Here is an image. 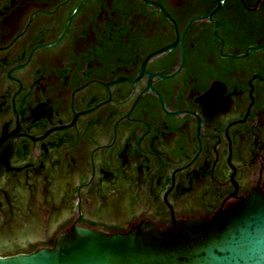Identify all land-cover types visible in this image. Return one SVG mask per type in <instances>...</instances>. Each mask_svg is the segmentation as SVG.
I'll return each instance as SVG.
<instances>
[{
    "label": "flooded vegetation",
    "instance_id": "af4514ba",
    "mask_svg": "<svg viewBox=\"0 0 264 264\" xmlns=\"http://www.w3.org/2000/svg\"><path fill=\"white\" fill-rule=\"evenodd\" d=\"M151 1L0 0V256L264 192V0Z\"/></svg>",
    "mask_w": 264,
    "mask_h": 264
},
{
    "label": "water",
    "instance_id": "95a60500",
    "mask_svg": "<svg viewBox=\"0 0 264 264\" xmlns=\"http://www.w3.org/2000/svg\"><path fill=\"white\" fill-rule=\"evenodd\" d=\"M216 1L214 11L224 0ZM0 264H264V192L253 189L212 217L164 227L148 219L126 232L74 225L52 247L0 256Z\"/></svg>",
    "mask_w": 264,
    "mask_h": 264
}]
</instances>
